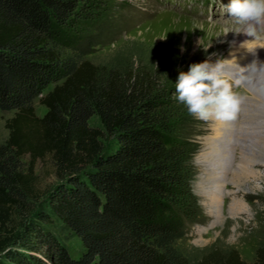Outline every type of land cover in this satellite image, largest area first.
I'll return each mask as SVG.
<instances>
[{"label":"trees","instance_id":"1","mask_svg":"<svg viewBox=\"0 0 264 264\" xmlns=\"http://www.w3.org/2000/svg\"><path fill=\"white\" fill-rule=\"evenodd\" d=\"M99 6L0 0V110L15 111L0 144V264H264V246L254 262L236 249L193 259L179 248L196 214L194 149L172 137L183 111L153 69L94 64L70 41ZM95 116L104 131L90 125ZM47 161L57 183L41 191L36 167ZM20 212L31 219L17 224ZM55 220L81 242L79 259L51 231Z\"/></svg>","mask_w":264,"mask_h":264},{"label":"rangeland","instance_id":"2","mask_svg":"<svg viewBox=\"0 0 264 264\" xmlns=\"http://www.w3.org/2000/svg\"><path fill=\"white\" fill-rule=\"evenodd\" d=\"M99 1L100 6L93 9V19L77 20L75 30L70 32V41L75 47H83L87 52L86 58L94 64L125 67L132 62L137 67L146 66L153 69L159 73L164 83L173 88L174 94L175 81L180 70L187 71L191 63L205 60L206 53H217L218 56L226 58L233 49L229 40L236 37L239 27H242L241 33L246 30L245 22L238 19L215 16L212 21L207 22L204 16L199 15V11H205L209 15L211 11L214 12L210 7L213 0ZM231 24L233 28L230 27ZM222 28L224 32L218 33ZM258 38L263 40L262 36ZM181 45L186 51H180ZM165 73L167 75H163ZM235 90L246 97L252 96V92L243 86ZM257 91L259 95L264 96L263 88H258ZM174 94L172 97L182 109L183 116L172 137L180 142L191 143L194 149L189 158V165L192 170L190 191L196 205V214L186 221L185 235L178 246L193 259L200 258L204 250L215 246L219 249H236L245 261L254 262L257 250L264 246V160L260 157L254 164V170L260 171L262 177H249V186L242 189L232 183L233 171L237 170L241 157L240 152H236L231 174L229 172L230 180L223 185L226 193L221 205V216L218 217L215 206L210 202V193H206L204 189L205 164L198 161L205 148L206 139L213 136L216 130L215 119L205 121L196 118L187 111L184 104L177 101ZM34 105L36 114L43 117L47 110L41 105L40 97L35 100ZM14 115L15 111L0 110V144L8 139L6 122ZM242 117L243 113L240 111L234 119L239 125V134L241 128L250 123L248 118L245 122ZM90 125L104 131L96 116L91 118ZM103 143L107 151L114 150V137L106 135ZM36 174L41 191H47L57 183L49 161L38 163ZM34 207L35 210L44 208V202L41 201ZM239 207L242 208L241 211ZM27 217L24 212L17 214V224L31 219ZM49 226L51 231L66 243L70 256L79 259L83 247L78 238L66 232L58 220Z\"/></svg>","mask_w":264,"mask_h":264},{"label":"bare ground","instance_id":"3","mask_svg":"<svg viewBox=\"0 0 264 264\" xmlns=\"http://www.w3.org/2000/svg\"><path fill=\"white\" fill-rule=\"evenodd\" d=\"M232 24L231 28H233ZM241 28L239 27L236 37L229 40L233 49L226 59H235L230 61L225 68V76L231 79H234V75L239 71L238 67L246 68L254 61L252 57L256 58L255 60L264 61L262 42L247 33H241ZM220 32H224L223 28L218 30V33ZM234 67L237 71L232 72ZM245 88L252 92V96H245L246 101L240 111L243 113L244 121L248 118L250 123L247 126L244 125L239 134V125L235 123L234 119V121H221L214 118L216 130H214L213 136L206 139L205 148L198 159L200 164H205L206 187L204 189L206 193H210L208 196L211 204L215 206L214 209L218 217L221 216V205L226 193L223 185L230 180V171L233 169L236 152H240L241 157L238 167L236 166L237 170L233 171L232 183L234 185L243 189L245 186H249V177H253V175L257 179L262 177L260 171L254 170V164L257 159L260 160V157H262L261 160H264V96L259 95L257 91L258 88L264 89V73L258 71L253 74L251 83L245 85ZM239 121L242 122V120ZM239 210L241 211L242 208L239 207Z\"/></svg>","mask_w":264,"mask_h":264},{"label":"clouds","instance_id":"4","mask_svg":"<svg viewBox=\"0 0 264 264\" xmlns=\"http://www.w3.org/2000/svg\"><path fill=\"white\" fill-rule=\"evenodd\" d=\"M221 3L230 17L245 22V33L248 35L256 37L259 30H264V0H228L227 4L221 0ZM180 51H186L183 45ZM234 59L206 53L205 60L191 63L187 71L180 70L175 81L174 95L177 101L201 120L235 119L246 101V97L235 89L251 83L256 72L264 73V61L254 60L246 68L237 66L239 71L234 79L226 78L225 68Z\"/></svg>","mask_w":264,"mask_h":264}]
</instances>
